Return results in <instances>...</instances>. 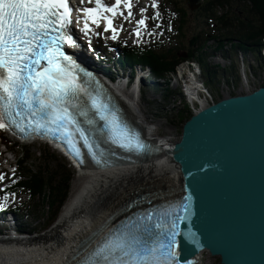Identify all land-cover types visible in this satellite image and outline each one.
<instances>
[{"label": "snow or ice", "instance_id": "snow-or-ice-1", "mask_svg": "<svg viewBox=\"0 0 264 264\" xmlns=\"http://www.w3.org/2000/svg\"><path fill=\"white\" fill-rule=\"evenodd\" d=\"M121 3L131 9L129 0H115L110 7L95 0V7L83 8L82 31L87 34L89 22L99 26L103 20L105 31L111 30L115 39L111 17ZM151 6L157 7L156 0ZM72 11L69 0H0V128L11 124L26 134L61 140L78 158L82 155L78 144L83 142L97 164L106 152L102 143L139 153L147 147L141 136L99 93L89 92L78 66L63 50L65 45L77 46L69 34ZM144 25V19L137 21V36ZM84 76L91 79V73ZM174 207L169 203L159 211L134 213L79 264H178L176 220L185 217H173Z\"/></svg>", "mask_w": 264, "mask_h": 264}, {"label": "water", "instance_id": "water-1", "mask_svg": "<svg viewBox=\"0 0 264 264\" xmlns=\"http://www.w3.org/2000/svg\"><path fill=\"white\" fill-rule=\"evenodd\" d=\"M170 153L181 172L173 217H185L179 259L208 250L222 264H264V85L201 107Z\"/></svg>", "mask_w": 264, "mask_h": 264}, {"label": "rangeland", "instance_id": "rangeland-1", "mask_svg": "<svg viewBox=\"0 0 264 264\" xmlns=\"http://www.w3.org/2000/svg\"><path fill=\"white\" fill-rule=\"evenodd\" d=\"M113 1L115 0H111V2ZM201 1V5H204L205 0ZM152 2L153 0H136V2L133 3L134 5L136 3L138 4V7H135L137 11L136 15H141V13H143L141 19L145 20V25L140 27V36H137L135 34V30L137 29L135 27L134 29L131 28L132 30L130 32L126 31V27H129L128 24H137V21L140 19H137L135 17L129 18L128 13L122 14L123 16L117 21V34L115 38V40L119 41L118 49L129 46L147 47L160 42H166L167 45H174V43L177 42L178 46H185L181 47L180 49V52L183 53L184 51L188 50L190 40L195 32L204 29V36H206L209 33L216 31L214 29L220 27V25L218 26L217 24H214L216 20H212L213 23L211 22L212 24H209L207 26V21L209 18L205 15V12H200L202 11V6H200L196 10H192L189 7L188 0H180V2L178 3H181L182 6L186 8V11L188 13L186 16L185 24L182 27L184 35L180 37L178 34L180 27V17L175 15V6L172 4V1L156 0V8H152ZM148 3H150V5H148ZM121 5L123 6V3H121ZM121 5L118 10H121ZM142 5H145V7L140 8L139 6ZM141 9H144V11L142 12ZM123 10L128 12V9L126 7H124ZM227 10L228 7L225 10H223L222 8H217V14L221 15ZM157 12H159L160 14L158 18L156 17ZM166 18L167 20H169V22L167 23V29L166 26L164 27ZM220 31L225 32V29L220 28ZM98 35V29L94 28L92 30V34L90 35L92 36V39L89 40L91 43H100V47L103 50L107 46V41L112 39L113 33L110 32L102 34L100 35L101 39L98 38ZM208 37L210 38V36ZM209 43L214 45V43L216 42L210 40ZM227 45L228 46L225 49L217 51L216 55L210 58V62L221 64L223 67L229 66L230 60L224 57L223 52L228 51L233 54L232 56L235 57V66L240 72L239 83L236 85L233 80L228 83L226 74H224L223 72H219L218 81H216L215 84L212 85V90H209L208 93H204L205 97L203 96L199 100V102H202L201 105L212 103V101L216 102L225 96H232V91H235V93L253 91L263 85L264 71H260L258 69V75H256L253 70L250 71V63H255L253 57L250 54H246L245 58L243 59L240 53L235 50H231L229 43ZM90 46L91 45H88L89 49H91ZM212 50L213 49L211 48L208 51L212 52ZM189 64L188 61L182 63V65L178 68V73L176 74V76H174L175 79H178V75L180 74V72L182 75H184L185 73L186 76H190V74H192L191 72L193 66L192 63ZM200 77L201 81L205 80V77L202 75V73H200ZM161 80L163 81V84L158 88H156L153 83H150L151 81L144 82L143 87L147 89L145 90V92L143 91L141 93V96L138 99L135 98V100L133 101L137 104V106H139L141 114L145 116V118L148 117V121H150V128L157 134V137H162L172 143H175L176 141L180 140L184 125L181 119H179V117L177 116L178 110L184 108L185 103V101H182L184 100L182 98H184L185 96L182 95L181 97H178L177 95L179 91H182L183 93V84L181 83L180 85H176L177 81L173 79V81H171V84L169 85L168 81L166 84L163 79ZM168 88L169 93H172V95H170L169 98H165V92ZM193 94L195 95L196 93L194 92ZM187 98L188 97H185L186 100H188ZM190 108L194 113L198 107L195 105H191ZM0 133H2L4 137L6 136L7 139L12 142V144H10V147H7L3 144L2 141H0V177H2V179H0V205H5L4 207L0 208V211L7 209L15 202L24 203V212L19 215L21 216L20 223L26 226L24 227L25 230L33 231V234L31 235L32 237L39 235L40 233L49 229L57 221L58 218L55 221L50 222V215L46 210L41 209L43 204L41 200H36V209L33 206H29V209H27L26 206L28 204L33 205V202L26 193H21L19 197L4 194L6 187L10 184L12 185L15 182L12 179L21 174L20 169L18 167H15V163L17 164L19 158L18 154L21 153L23 149L28 152V155L30 156L31 168L35 170L40 167H45L47 169L49 168L53 170L58 168L70 169V172L73 173V180L68 198H70L73 185L79 179L80 174L61 154L55 152L49 146L40 143L22 144L2 128H0ZM3 133H5V135ZM7 148L8 150H5ZM40 151L42 152V154H40ZM43 152L47 153V157L43 154ZM15 169H17V173L14 174ZM162 197V199L167 198L166 193H163ZM156 201H158V199ZM153 202L154 201L148 202V204H151ZM140 204L142 205L143 202H140ZM4 235L7 237L8 234ZM200 256V264H222L220 257L213 256L209 251H203Z\"/></svg>", "mask_w": 264, "mask_h": 264}, {"label": "bare ground", "instance_id": "bare-ground-1", "mask_svg": "<svg viewBox=\"0 0 264 264\" xmlns=\"http://www.w3.org/2000/svg\"><path fill=\"white\" fill-rule=\"evenodd\" d=\"M136 6L138 7L137 3L134 8ZM87 7H93V5L87 4L85 8ZM139 7H145V5ZM136 13L135 8L129 18H136L138 16ZM100 23L104 25L103 20ZM94 25L89 22V26ZM128 26L126 27L127 32H130L131 28L138 27L134 23ZM98 71L102 73L101 69ZM161 79L167 84L162 76L156 81L158 85L162 86ZM183 82L186 92H189L190 88L187 87L192 84V78L184 76ZM132 90L129 88L123 91L131 97L133 96ZM194 92L197 94V91L193 90ZM186 97L189 100V96ZM120 100L134 123L145 129L149 139H156L162 146L163 152L157 157L142 162L115 159V163L109 167L94 168L80 174L79 179L73 185L70 198L65 203L57 221L49 229L31 239L0 237V264H74L105 232L110 231L116 222L129 212L147 205L148 202L154 201V204L159 201L172 200L181 195L179 192L180 168L173 161L170 153L174 143L157 137V134L150 128L148 117L145 118L141 114L135 102L129 100L127 96ZM209 104L201 105L200 108ZM141 192L146 194L131 200ZM163 193H166L167 198L162 199ZM203 251L208 250H202L196 259L201 257ZM199 261L197 264H200Z\"/></svg>", "mask_w": 264, "mask_h": 264}, {"label": "trees", "instance_id": "trees-1", "mask_svg": "<svg viewBox=\"0 0 264 264\" xmlns=\"http://www.w3.org/2000/svg\"><path fill=\"white\" fill-rule=\"evenodd\" d=\"M171 1L175 6V15L180 17L178 34L181 37L184 35L182 27L185 24L188 13L186 8L181 3H178L180 0ZM227 7L228 10L226 12L221 15L217 14V8L225 10ZM202 11L200 12H205V15L209 18L207 26L213 23L212 20H216L214 24L220 25V27L214 29L216 31L206 36H204V29L195 32L187 51L181 53V47L185 46H178L177 42L174 45L160 42L153 45V47L131 46L124 48L121 63L130 66L134 64L144 66L149 68L154 76L166 77L170 73L176 72L178 66L182 63L196 60L199 62L201 73L205 77V85L209 90H212V85L218 81L219 72L226 74L228 83L231 80L236 85L239 83L240 72L235 66L233 54L228 51L223 52L224 57L230 60L229 66L223 67L221 64L210 62V58L216 55L217 51L225 49L229 43L231 50L242 53L244 57L246 54H250L253 57L255 63H250V71L253 70L256 75H258V69L264 71V56L262 54L264 50V0H205V4L202 5ZM168 22L169 20L166 18L164 24L166 29L168 28ZM220 28L225 29V32H221ZM210 40L216 43L214 45L208 44ZM211 48L213 50L209 52L208 50ZM170 95L172 93L167 90L165 98H169ZM232 95H236L235 91H232ZM192 115L193 111L187 102L184 103V108L177 112V116L183 124ZM0 140L7 147L12 144L6 136L1 135ZM40 154H42L41 151ZM43 154L47 157V153L43 152ZM18 157L17 166L21 174L12 179L15 182L8 186L6 192L13 193L15 196L26 193L33 202V205L28 204L26 206L27 209H29V206L35 208L36 200H41L43 203L41 209L46 210L50 215V222L55 221L68 200L72 187L73 173L67 168L53 170L40 167L35 170L31 168L30 156L24 149L18 154ZM11 210L24 212L23 207L16 203L12 204Z\"/></svg>", "mask_w": 264, "mask_h": 264}, {"label": "flooded vegetation", "instance_id": "flooded-vegetation-1", "mask_svg": "<svg viewBox=\"0 0 264 264\" xmlns=\"http://www.w3.org/2000/svg\"><path fill=\"white\" fill-rule=\"evenodd\" d=\"M201 1V0H200ZM201 3H202V1H201Z\"/></svg>", "mask_w": 264, "mask_h": 264}]
</instances>
